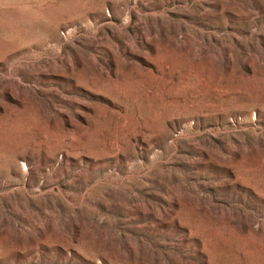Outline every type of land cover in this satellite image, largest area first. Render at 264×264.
<instances>
[{
	"label": "rangeland",
	"instance_id": "rangeland-1",
	"mask_svg": "<svg viewBox=\"0 0 264 264\" xmlns=\"http://www.w3.org/2000/svg\"><path fill=\"white\" fill-rule=\"evenodd\" d=\"M0 264H264V0H0Z\"/></svg>",
	"mask_w": 264,
	"mask_h": 264
}]
</instances>
